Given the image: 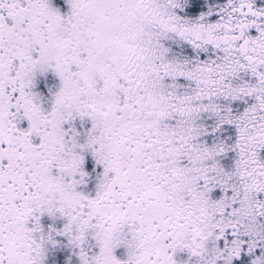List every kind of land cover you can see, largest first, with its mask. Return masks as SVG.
Listing matches in <instances>:
<instances>
[{
  "label": "snow or ice",
  "instance_id": "obj_1",
  "mask_svg": "<svg viewBox=\"0 0 264 264\" xmlns=\"http://www.w3.org/2000/svg\"><path fill=\"white\" fill-rule=\"evenodd\" d=\"M0 264H264V0H0Z\"/></svg>",
  "mask_w": 264,
  "mask_h": 264
}]
</instances>
